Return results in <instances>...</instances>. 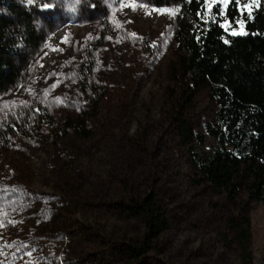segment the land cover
Segmentation results:
<instances>
[{
	"label": "rangeland",
	"instance_id": "obj_1",
	"mask_svg": "<svg viewBox=\"0 0 264 264\" xmlns=\"http://www.w3.org/2000/svg\"><path fill=\"white\" fill-rule=\"evenodd\" d=\"M19 2L33 12L42 41L25 51L17 85L0 93V264L126 263L111 242L130 231L139 239L143 227L137 219L121 222L113 202L123 188L114 167L125 133L134 145L132 195L155 193L171 221L157 249L146 254L147 264H241L223 245V235L229 237L223 195L196 181L178 142V117L205 133L216 111L206 88L186 106L176 96L178 8L149 0ZM112 86H120L115 94ZM36 105L66 136L50 140L40 133L42 140H33L10 133L12 122L34 118ZM78 118L89 136L65 126ZM249 214L253 264H264V204L253 203ZM56 221L63 230L44 239V228H57ZM78 249L76 261L71 252Z\"/></svg>",
	"mask_w": 264,
	"mask_h": 264
},
{
	"label": "trees",
	"instance_id": "obj_2",
	"mask_svg": "<svg viewBox=\"0 0 264 264\" xmlns=\"http://www.w3.org/2000/svg\"><path fill=\"white\" fill-rule=\"evenodd\" d=\"M149 1L156 7L178 8L176 40L182 54L172 66L176 69V96L186 106L201 88H206L216 106L205 133L196 132L186 118H177L179 145L192 159L196 181L223 195L228 205L224 229L229 237H222L224 248L231 250L241 264H253L249 211L255 202L264 204V0H257L251 19L247 11L243 15L234 11V5L227 8L226 18L233 21L232 28L239 31L243 26L249 33L235 36L220 28L225 17L219 16L215 8L207 15L200 14L204 11L203 0ZM237 19L243 25L236 24ZM224 39L229 43L225 44ZM41 41L33 12L19 0H0V93L17 85L24 69L25 51ZM83 85L87 87L88 83L84 81ZM118 87L112 86V94ZM117 93L121 102H126L127 97ZM31 112L34 118L28 116L9 124L11 134L33 140H42L40 133L50 140L66 136V129L46 108L36 105ZM65 126L89 136L83 118L68 120ZM132 147V137L123 134V155L114 167L122 175L123 188L114 194L113 202L120 221L132 225V219H137L143 232L139 239L130 231L111 243L120 250L125 264H147L146 254L157 249L156 240L170 228L171 221L155 193L132 195ZM54 226L57 228H44V239H54L64 228L57 221ZM82 253L83 250H74L71 257L79 261ZM17 255L15 250L12 257Z\"/></svg>",
	"mask_w": 264,
	"mask_h": 264
},
{
	"label": "snow or ice",
	"instance_id": "obj_3",
	"mask_svg": "<svg viewBox=\"0 0 264 264\" xmlns=\"http://www.w3.org/2000/svg\"><path fill=\"white\" fill-rule=\"evenodd\" d=\"M29 4L33 3V0H28ZM256 0H250L249 3H242V0H203V5H204V11L201 12V15H207L209 13H211L213 11V9L215 8L218 13L219 16L221 17H225L224 19L221 20L219 26L220 28L224 29L225 32L230 33L232 36L235 35H247L249 33H247L244 29L243 26H241L239 31H236L232 28V24L233 21L227 19V8L230 5H234V11H238L241 15H243L245 13V11H247V15L248 18L251 19L252 18V10L255 6ZM42 7L44 9H48L51 7V5L45 3L42 5ZM158 11H166L165 9H157ZM171 11V10H168ZM236 24H240L243 25V21L242 20H235ZM225 44L229 43V40L224 39L223 41Z\"/></svg>",
	"mask_w": 264,
	"mask_h": 264
},
{
	"label": "clouds",
	"instance_id": "obj_4",
	"mask_svg": "<svg viewBox=\"0 0 264 264\" xmlns=\"http://www.w3.org/2000/svg\"><path fill=\"white\" fill-rule=\"evenodd\" d=\"M80 3H87V0H80Z\"/></svg>",
	"mask_w": 264,
	"mask_h": 264
}]
</instances>
